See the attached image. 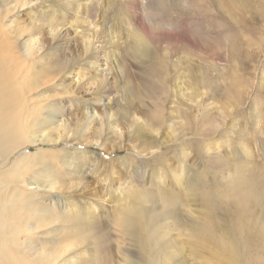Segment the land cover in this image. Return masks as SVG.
Segmentation results:
<instances>
[{"label":"rangeland","instance_id":"obj_1","mask_svg":"<svg viewBox=\"0 0 264 264\" xmlns=\"http://www.w3.org/2000/svg\"><path fill=\"white\" fill-rule=\"evenodd\" d=\"M0 200L16 264H264V0H0Z\"/></svg>","mask_w":264,"mask_h":264},{"label":"bare ground","instance_id":"obj_2","mask_svg":"<svg viewBox=\"0 0 264 264\" xmlns=\"http://www.w3.org/2000/svg\"><path fill=\"white\" fill-rule=\"evenodd\" d=\"M141 40H142V38H141ZM25 107H26V104H23L18 109V112L20 113V116L29 117L30 114L26 113L25 110H27V108L25 109ZM16 116L17 115L15 114L13 117L17 121ZM6 131H8V132H5V135L7 136V138H8V134L10 133L9 137L14 139L15 141L10 142L11 145L9 147L6 146L3 149V151H5V152H8L10 150V147L13 145H15L16 148H20L23 145L37 144V142H38V139H36V137L34 138V137L30 136V132H31L30 127L28 124H24V120L22 118H20V120L18 121V124H16V126H14V128H12V129L8 128ZM28 158L29 157L22 158L20 161H18L17 164L14 165V167L12 169L14 172L19 173V177L21 175H23V171H21V170L23 168L24 163L30 162V161H27ZM14 177L12 178L13 181H15ZM9 204L10 203L8 202V200H0V238H4V239L6 237V233H4V230H6L8 228V224H9V222H8L9 218L7 216V215H9V212H8L9 211ZM1 230H2L3 234H1ZM2 242H3V239L0 240V264H11V262H13V264H16V259H17L18 255L7 250V248H6L7 246L4 243L1 244ZM4 248H6V249H4ZM55 253L56 252L53 251V253L48 255V257L43 258L44 260L42 261V263L43 264H53V262L56 259H58L57 254H55Z\"/></svg>","mask_w":264,"mask_h":264}]
</instances>
